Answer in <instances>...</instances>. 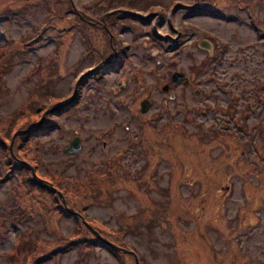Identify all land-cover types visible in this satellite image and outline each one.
Here are the masks:
<instances>
[{"label":"rangeland","instance_id":"rangeland-1","mask_svg":"<svg viewBox=\"0 0 264 264\" xmlns=\"http://www.w3.org/2000/svg\"><path fill=\"white\" fill-rule=\"evenodd\" d=\"M248 3L0 0V219L14 213L0 223V264L20 234L25 264L60 238L100 243L82 217L139 264H264V148L251 144L264 142V30ZM172 71L192 80L174 105L160 89ZM196 89L219 106L233 93L236 115L257 102L245 142L208 130L215 118L195 111ZM146 93L153 121L138 139L132 112ZM74 138L77 153H63ZM98 243L44 264H135Z\"/></svg>","mask_w":264,"mask_h":264},{"label":"flooded vegetation","instance_id":"flooded-vegetation-1","mask_svg":"<svg viewBox=\"0 0 264 264\" xmlns=\"http://www.w3.org/2000/svg\"><path fill=\"white\" fill-rule=\"evenodd\" d=\"M250 3H248V7H246L244 10H247V9H251V10H254V9H261L262 13H261V17H259L257 15V13H247V15L250 17V19H253L254 21H262V17H263V8L262 6H259V4H262L264 1H261V0H248ZM254 16H256V18H253ZM256 23L253 22V26L254 27V30L258 31V28L256 27L255 25ZM258 24V23H257ZM262 36V35H261ZM205 44V45H204ZM204 46L207 48V46L210 45V43L208 42H205L204 41ZM181 73V72H180ZM183 74H186L185 72H182ZM186 78L182 79L179 83L177 84H171L170 82L165 84L164 86H167L166 87V90H169L167 93H168V98H169V101H171L174 105L175 102L177 101V91L175 90V88H181L183 87L184 89H186L187 87L190 86V84H192V80H191V77L189 75H185ZM186 79V80H185ZM168 82V81H167ZM196 83V82H195ZM159 84V83H158ZM197 84V83H196ZM183 85V86H182ZM227 94H228V81H227ZM171 93H173V97H171ZM196 96L197 99H196V102H195V111H202V112H206V110H210V112L213 114V118H215V121H214V125H212V127H208V130L210 131L212 128L214 131H212L214 133V135L217 137H222V138H228V140L230 142H234V143H240V142H245L244 140H242L240 137V133H244V131H246L247 133H249V129H248V126H247V123H245L246 118H247V113H248V110H253L255 108V106H258L257 102H254V101H248L246 104V115H236L235 114V108H234V103H232L231 101H234L235 99L233 98V93L230 95L227 103L223 106H219L218 104H216L215 102L213 103H210L209 101H207L205 98L207 97V93L206 92H201V89L198 90H194L193 91V96ZM258 95V98H257V101L260 102L262 105L264 104L263 103V97L262 95H260L259 93H257ZM194 96V97H195ZM148 97V98H147ZM145 98H147V100L150 102L148 103L150 105V107L148 108V110L145 112V113H138L140 111H138L137 109H134L132 114L133 115H136V117H139V123H138V126H137V130H138V136L140 139L142 136H144V132L145 130L148 128V126L150 125V123H152L153 121V116H151V114L149 115V109L152 107L153 103H152V100L149 98L148 94L146 93L145 94ZM204 98V99H203ZM144 99V98H143ZM202 99V100H201ZM142 100V99H141ZM199 100H201L199 102ZM165 101V100H164ZM165 103V102H164ZM140 105V104H139ZM208 105H210V107H208ZM244 110V109H243ZM194 111V112H195ZM228 116V118L226 117ZM238 116H240L241 118H238ZM232 120L235 121V125H233L232 123ZM245 120V121H244ZM225 121H228V124L225 123ZM195 124V122H194ZM218 125V126H217ZM231 125V126H230ZM235 126H236V129H235ZM257 129H261L262 130V133H264V126L261 125V123H258L256 124ZM197 138L201 139L204 137V132L202 131L200 125H197ZM256 128V127H255ZM165 129V128H164ZM172 129L171 125H170V130ZM179 129H182V126L180 125H175L172 129V132L173 131H178ZM156 132L158 131V129L155 130ZM155 136V134H153ZM160 137H163L164 136L162 134H160ZM151 139V138H150ZM106 142H103V144H105ZM251 144H255V148L261 152L264 148V142L261 143H251ZM150 146V149H151V145ZM140 149H144V148H140ZM136 152V151H135ZM134 152V154H135ZM260 161L264 162V154H261V156L259 157ZM235 162H237V160H235ZM129 165V164H128ZM123 167V165H122ZM136 170V169H135ZM137 171V170H136ZM242 209L240 210V208H236L235 211L232 213L231 216H234V214H239L241 213Z\"/></svg>","mask_w":264,"mask_h":264},{"label":"trees","instance_id":"trees-1","mask_svg":"<svg viewBox=\"0 0 264 264\" xmlns=\"http://www.w3.org/2000/svg\"><path fill=\"white\" fill-rule=\"evenodd\" d=\"M52 128H54V125L47 126L44 129V133L43 134H45V132L46 133L49 132ZM7 176H8V174H7ZM4 178H6V175L3 178L1 177V180L4 181ZM49 192H50V190H49ZM61 212L66 213L64 210L61 211ZM11 216L14 217V213H8V214H6L2 219H0L1 220L0 223H2L3 219H5V218L7 220H9V218ZM21 237H24V236L20 234L18 236V238L16 239V242H15L16 247H15V249L13 251L14 254H10V256L8 255L10 257V263H8V264H25L21 260H26L27 259L25 255L27 254L26 252H29V251H28V248H23L21 246L20 242L18 241V239H21ZM66 238L67 237L60 238L59 240H56V242H62V241L64 242L65 241L66 243L63 244L61 247L59 246V248H55L54 250H51L49 253H47L45 255L38 256V258L36 259V262L33 261L31 264H44V263H47L48 261L52 260L55 256H57L59 254H62V253H64L65 251H67L69 249H76L79 246L84 245L85 243H87V245H89V244L94 245V244H97L98 243V241H96L97 243H94V244L93 243H89V242H84V241L83 242H77V241H74V240H71V239H67L66 240ZM98 244H99V246H101V247H103L105 249H108L110 251V249L109 248H106V246H104L103 244H101V243H98ZM21 257H23V258L20 260Z\"/></svg>","mask_w":264,"mask_h":264},{"label":"water","instance_id":"water-1","mask_svg":"<svg viewBox=\"0 0 264 264\" xmlns=\"http://www.w3.org/2000/svg\"><path fill=\"white\" fill-rule=\"evenodd\" d=\"M184 78V75H182V74H178V73H175V74H173V76H172V80L173 81H175V82H179L180 80H182ZM164 90H166V87L164 88ZM146 105H147V103L146 102H144V103H142V106L144 107H146ZM41 124V122L39 123V125ZM79 148H80V144H79V141H78V139H74L71 143H70V145H69V147H68V149H66V150H64L65 151V153H76L78 150H79ZM64 205H65V203H63ZM82 222H83V224L85 225V227L87 228V229H89L102 243H104V244H106V245H108V246H110V247H112V248H114L116 251H122V252H124V253H130L131 255H133L134 256V260H135V264H139V262H138V260H137V257L132 253V252H128V251H126V250H122L121 248H119V247H117V246H114V245H112V244H110V243H108L107 241H105V240H103V239H101V237H100V235L99 234H97L91 227H90V225L89 224H87V222L82 218Z\"/></svg>","mask_w":264,"mask_h":264},{"label":"bare ground","instance_id":"bare-ground-1","mask_svg":"<svg viewBox=\"0 0 264 264\" xmlns=\"http://www.w3.org/2000/svg\"><path fill=\"white\" fill-rule=\"evenodd\" d=\"M40 131H43V130H40Z\"/></svg>","mask_w":264,"mask_h":264}]
</instances>
